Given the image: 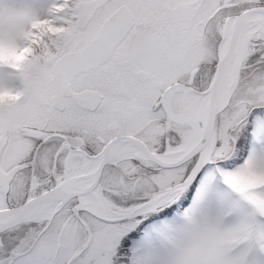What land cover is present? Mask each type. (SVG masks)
Masks as SVG:
<instances>
[{"label":"snow or ice","instance_id":"6c2138e0","mask_svg":"<svg viewBox=\"0 0 264 264\" xmlns=\"http://www.w3.org/2000/svg\"><path fill=\"white\" fill-rule=\"evenodd\" d=\"M0 264H264V0H0Z\"/></svg>","mask_w":264,"mask_h":264}]
</instances>
